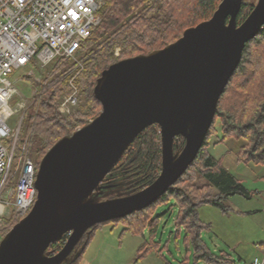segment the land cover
Instances as JSON below:
<instances>
[{"label": "water", "instance_id": "1", "mask_svg": "<svg viewBox=\"0 0 264 264\" xmlns=\"http://www.w3.org/2000/svg\"><path fill=\"white\" fill-rule=\"evenodd\" d=\"M243 0H221L173 43L110 65L93 88L101 112L59 139L38 163L35 202L0 240V264H70L84 234L155 203L186 172L213 123L245 45L264 26V0L237 25ZM157 125L161 170L144 189L100 201V183L139 133ZM177 137L184 139L174 152ZM104 188V187H103ZM67 235L54 254L47 249Z\"/></svg>", "mask_w": 264, "mask_h": 264}, {"label": "trees", "instance_id": "2", "mask_svg": "<svg viewBox=\"0 0 264 264\" xmlns=\"http://www.w3.org/2000/svg\"><path fill=\"white\" fill-rule=\"evenodd\" d=\"M220 1L105 0L99 13V25L91 31L76 53L81 56L84 71L75 80L80 101L73 115L74 124H67L58 114L57 105L60 97L69 93L68 81L75 63L72 58L57 57L48 70L49 75H45V79L39 83L40 91L34 94L29 105L34 112L30 116L31 126L25 130H22L23 114L16 152L20 150L24 138H29L28 155L32 153L33 162L38 165L59 139L72 134L98 116L101 104L95 99L93 88L105 69L121 60L146 55L173 43L185 29L211 18ZM244 1L236 18L237 25L247 18L254 7L253 0ZM216 122L223 134L221 139L235 138L245 142L240 148L239 161L264 164V26L245 45L241 61L219 99L203 145L186 172L149 207L112 221L123 222V233L142 238L143 232L148 229L149 238H143V243L137 248L134 264L157 246L158 243L154 241L155 232L163 214L150 220L156 205L167 203H172L168 211L172 206L177 211L173 223L176 240L180 232L183 234V264H186L188 256H191L192 264H230V259L223 254L216 255L203 240L202 233L209 230L210 225L200 220L198 208L210 205L227 213L230 207L226 202L230 197L237 195L250 199L251 192L223 167L221 160L205 151L208 140L217 132L214 127ZM219 142L221 140L215 144ZM183 145L184 139L177 137L173 144L174 152L180 151ZM160 170V130L157 125H152L137 135L100 183L102 188L95 194L96 199L103 201L136 193L150 185ZM199 180H203L204 184L198 185ZM9 222V219H5L4 225ZM103 224L95 225L84 234L70 254L78 255L70 264H79L94 233ZM8 228L0 230L1 238L9 231ZM66 238L67 235L58 243L51 244L47 252L57 253ZM259 246L264 249V243ZM164 264L169 263L165 261Z\"/></svg>", "mask_w": 264, "mask_h": 264}, {"label": "rangeland", "instance_id": "3", "mask_svg": "<svg viewBox=\"0 0 264 264\" xmlns=\"http://www.w3.org/2000/svg\"><path fill=\"white\" fill-rule=\"evenodd\" d=\"M253 1L254 6L257 0ZM80 58L79 54L72 58L75 67L68 81V95L73 91L77 92L76 106L70 116H62L69 125L74 124L73 115L76 113L80 101L75 85L76 78L84 71V65ZM53 64L54 60L43 67L40 64H33L25 69L16 70L9 76V80L18 92L13 97L11 105L13 107L16 105V108L17 105H22V108L17 109L16 115L12 116L8 122L12 130H16L23 114L25 116L23 115L22 130L31 126L30 116L34 111L29 105L33 101L34 94L40 91L39 83L45 79V75H49L48 70ZM63 96L60 97L58 103ZM214 127L217 132L208 140L205 151L215 159L221 160L223 167L251 192V197L250 199L237 195L230 197L226 202V205L230 207V211L227 213H222L220 209L210 205L200 206L198 208L200 220L210 225V229L202 233V238L216 255L223 254L230 259V264H253L255 259L261 262L264 256V249L259 246L264 243V164L239 161L240 148L245 142L235 138L223 140L221 139L223 134L219 129V123L216 122ZM218 140L221 142L215 144ZM29 157L34 161L32 153ZM8 181L7 188L13 187L14 181L11 179ZM202 184H204L203 180H199L198 185ZM171 205L172 203L156 205V211L150 221L163 214L155 232L154 241L158 244L136 264H164L165 261L169 264H183L185 259V250L182 244L183 234L180 232L176 240L173 221L177 211L174 206L168 211ZM9 220V224L4 225L3 222L1 227H9L10 230L20 219ZM124 227L123 222L112 221L101 225L94 233L79 264H134L137 248L144 239L149 238V232L148 229L143 232V239L141 236L132 235L128 232L123 233ZM2 238L0 236V240ZM186 264H192L191 256L187 257Z\"/></svg>", "mask_w": 264, "mask_h": 264}, {"label": "built area", "instance_id": "4", "mask_svg": "<svg viewBox=\"0 0 264 264\" xmlns=\"http://www.w3.org/2000/svg\"><path fill=\"white\" fill-rule=\"evenodd\" d=\"M104 5L105 0H0V227L5 219L26 216L36 198L37 165L28 155L29 138L16 152L23 115L16 130L8 125L22 108L11 105L18 92L9 76L33 64L46 66L57 57L74 58L99 25ZM76 99V91L64 95L58 114L70 116ZM9 179L14 184L7 188ZM263 263L264 256L253 262Z\"/></svg>", "mask_w": 264, "mask_h": 264}, {"label": "bare ground", "instance_id": "5", "mask_svg": "<svg viewBox=\"0 0 264 264\" xmlns=\"http://www.w3.org/2000/svg\"><path fill=\"white\" fill-rule=\"evenodd\" d=\"M244 1V0H243ZM221 2V1H220ZM242 5H243V3H242ZM242 5H241V8H242ZM241 10V9H240ZM240 12V11H239ZM243 23V22H242ZM91 34V33H90ZM90 36V35H89ZM85 41V40H84ZM75 57H76V55H75ZM62 58H65V57H62ZM70 86L73 88V86L71 85V83H70ZM37 167H38V165H37ZM36 191V190H35ZM36 199V198H35ZM35 202V201H34Z\"/></svg>", "mask_w": 264, "mask_h": 264}]
</instances>
